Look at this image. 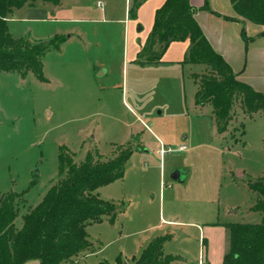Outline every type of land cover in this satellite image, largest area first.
I'll return each mask as SVG.
<instances>
[{
	"label": "rangeland",
	"instance_id": "374dc122",
	"mask_svg": "<svg viewBox=\"0 0 264 264\" xmlns=\"http://www.w3.org/2000/svg\"><path fill=\"white\" fill-rule=\"evenodd\" d=\"M44 16L60 18L62 11L36 8L24 14L15 9L6 21L8 31L13 38L35 43L66 27ZM251 25L241 23L242 40V26L245 36L251 37ZM70 26L84 29L83 37L75 35L60 49L46 52L42 59L46 81L32 72L20 77L0 71V197L22 194L15 202V228L60 179V146L76 163L87 152L106 160L120 146L132 151L123 177L97 190L100 198L111 199L124 212L113 223L88 226L94 251L63 264H116L118 257L129 264L160 236L168 237L163 251L173 256L169 264H199L202 240L192 224L260 223L262 214L253 210L257 195L248 184L264 179L263 112L249 117L236 98L231 120L220 133L211 105L195 103L197 81L207 68L184 62L188 53L179 54L172 45L182 41L168 45L161 56L165 61L124 63L117 26L99 22ZM244 41L240 48L230 45L235 66L231 68L264 94V57ZM160 143H184L187 148L161 157ZM174 171L176 179L171 178ZM210 229L205 234L213 247L228 242L226 226Z\"/></svg>",
	"mask_w": 264,
	"mask_h": 264
},
{
	"label": "trees",
	"instance_id": "16d2710c",
	"mask_svg": "<svg viewBox=\"0 0 264 264\" xmlns=\"http://www.w3.org/2000/svg\"><path fill=\"white\" fill-rule=\"evenodd\" d=\"M37 1L54 5L62 0H0V71L16 72L25 77L28 72L40 81L42 59L47 51L58 50L64 42L63 35H54L47 41L29 43L13 38L8 31L7 18L13 10ZM143 0H131L130 15ZM236 16H223L226 20L249 21L264 26V0H229ZM208 10L207 0L203 7ZM219 15L216 12L210 11ZM195 9L189 0H165L155 11L151 31L137 57V63L160 62L168 45L174 41L188 40L190 45L185 63L204 64L207 73L199 77L195 103H209L218 132H223L231 120V110L236 98L252 117L264 113V94L237 79L226 60L209 44L194 18ZM243 25H244V21ZM241 35L248 42L264 36V30L255 37ZM243 134V130H242ZM130 148L119 147L112 158L100 160L87 152L82 162L76 163L65 146L59 147L58 175L60 179L51 186L42 201L22 216V226L16 229V201L22 194L10 192L0 197V264H24L35 260L38 264L69 263L80 253L91 251L87 227L107 220L113 223L123 207L104 200L97 189L119 180L124 175ZM257 195L254 211L262 214L258 224L227 223L229 247L223 264H264V179L248 184ZM167 236L154 238L143 249L138 260L129 264H169L173 256L163 253ZM116 264L125 263L120 257Z\"/></svg>",
	"mask_w": 264,
	"mask_h": 264
},
{
	"label": "crops",
	"instance_id": "0c3cea01",
	"mask_svg": "<svg viewBox=\"0 0 264 264\" xmlns=\"http://www.w3.org/2000/svg\"><path fill=\"white\" fill-rule=\"evenodd\" d=\"M93 1L94 0H62L57 5H54L49 2L37 1L33 4H26L25 6L17 10H19L20 12L22 11L25 14V12L31 13V11L36 8L48 9L51 10L52 13L54 10L60 9L62 11V16L60 18H56L55 16L44 17H49L46 18L49 22L65 24L66 27L63 26V30H60L62 32L59 34H55L63 35L65 37V40L61 45L66 44L72 37H75V35H77L76 37L79 38L83 37V31L85 30L82 29V31H80L81 29H79L76 31V29H73V27L70 26L71 23L81 24L89 22H99L102 24H113L117 26L118 30L121 32L122 49L126 57V59L123 58V62L127 63V60L129 59L131 62L137 63L136 60L138 54L151 31L155 11L164 3L165 0H143L137 7L134 18L129 13V9L131 8V0H96V4L94 7L91 4ZM205 1L206 0H189L190 5L195 9L194 18L199 24L201 30L203 31V34L205 35L211 47L226 60L230 67H235L230 58V45H233L234 47L238 48L242 47L244 40H242V38L240 37V25L241 23L243 24L242 21H244L245 27H247V24L253 23L246 20H242V18H239V21L225 20L223 18L224 15L236 16L229 0L227 10H225V0H209V6L207 5L208 10L202 8ZM210 11L216 12L219 15L213 14ZM95 15H98L99 18H94L96 17ZM21 19L23 18H20V20ZM14 20H17V18H14ZM251 28L253 31L250 35L251 37H255L259 32L264 30V26L257 24L251 25ZM103 31L101 29V32ZM172 45L176 48L174 50H178V53L180 54L182 51L183 53L185 51H188L190 43L188 40H185L181 43L175 42ZM247 46L249 49L253 48L255 51H260V54L264 57V36H260L248 41ZM164 57L160 59V62L165 61ZM181 57L182 56L177 59H180ZM104 72L106 74L107 70H105ZM237 79L245 82L242 77H240L238 74ZM185 138L186 137H184L183 140ZM104 200L112 202L111 199ZM123 212L124 208L123 211L118 215L122 214ZM104 221L107 220H103L102 222ZM168 222L178 225L183 224L178 221ZM225 224V222H220L218 220L206 222L202 225L196 223L192 224L196 225L199 236L202 240L201 247L203 249V252L202 256H200V258H202L201 260H199V264H223V256L228 250L229 240L227 243L222 242V244L218 247H213L210 240L206 238L205 232L208 228H211L210 230L223 229ZM21 226L22 224L18 228H20ZM91 244L92 250L87 251L84 259L94 251V245L92 242ZM211 248L212 250H215L212 251ZM24 264H38V262L35 260H30L25 262Z\"/></svg>",
	"mask_w": 264,
	"mask_h": 264
},
{
	"label": "built area",
	"instance_id": "2783aa9c",
	"mask_svg": "<svg viewBox=\"0 0 264 264\" xmlns=\"http://www.w3.org/2000/svg\"><path fill=\"white\" fill-rule=\"evenodd\" d=\"M187 148V145L182 143L180 145H176V146H169V145H163V144H160V147H159V155L162 157L164 156L165 154H168V153H176V152H182L184 150H186Z\"/></svg>",
	"mask_w": 264,
	"mask_h": 264
},
{
	"label": "water",
	"instance_id": "95a60500",
	"mask_svg": "<svg viewBox=\"0 0 264 264\" xmlns=\"http://www.w3.org/2000/svg\"><path fill=\"white\" fill-rule=\"evenodd\" d=\"M178 177V172L177 171H174L172 174H171V178L172 179H176Z\"/></svg>",
	"mask_w": 264,
	"mask_h": 264
}]
</instances>
